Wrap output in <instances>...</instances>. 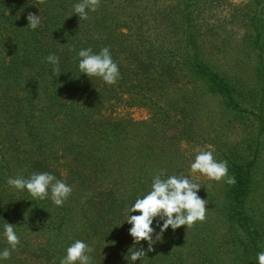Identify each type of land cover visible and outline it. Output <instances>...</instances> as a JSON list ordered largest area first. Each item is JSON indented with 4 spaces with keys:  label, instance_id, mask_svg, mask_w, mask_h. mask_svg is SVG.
I'll return each mask as SVG.
<instances>
[{
    "label": "trees",
    "instance_id": "trees-1",
    "mask_svg": "<svg viewBox=\"0 0 264 264\" xmlns=\"http://www.w3.org/2000/svg\"><path fill=\"white\" fill-rule=\"evenodd\" d=\"M217 1L100 0L97 11L80 20L73 12L80 0H46L41 12L35 0H0V252L9 247L4 224H15L20 238L0 264H59L77 239L94 248L92 264H129L127 209L150 190L159 170H165L162 178L186 174L172 156L180 142L160 143L155 121L177 123L184 136L207 96L220 98L253 130L247 135L254 138L228 150L236 183L226 184L220 197L202 186L198 195L215 214L207 209L190 234L186 226L169 227L136 264H258L264 212L252 204V193L264 146V0H247L234 12L253 52L255 83L249 87L207 56L199 23ZM29 12L41 16L35 30L27 27ZM103 47L119 67L114 85L79 71L78 51ZM50 54L60 58L59 74L46 61ZM135 107L149 118L123 113ZM39 172L72 187L62 206L50 198L33 201L7 184ZM216 221L221 239L205 229ZM141 243L147 250V241Z\"/></svg>",
    "mask_w": 264,
    "mask_h": 264
},
{
    "label": "clouds",
    "instance_id": "clouds-1",
    "mask_svg": "<svg viewBox=\"0 0 264 264\" xmlns=\"http://www.w3.org/2000/svg\"><path fill=\"white\" fill-rule=\"evenodd\" d=\"M45 2L46 0H35L34 4L41 12L39 5ZM99 6L100 0H80L73 6V12L80 20H86L89 11H97ZM26 18L27 27L31 30L37 29L41 23V16L36 13L29 12ZM78 57L79 71L90 79L98 77L106 84L114 85L120 78L119 67L108 47H103L99 53H93L91 48H81ZM46 61L53 65L54 74L60 73V58L57 55H48ZM181 147H184L183 143ZM195 152V159L190 163L187 175L180 173L162 178L165 170H159L152 178L150 190L142 197H138L127 209L125 222L131 225L128 232L133 238L132 247L124 257L129 264H136V261L142 260L149 252L154 251V244L162 240L169 227L173 231L181 226L189 229L197 222L202 223L206 220L207 203L198 195L202 185L195 182V174L199 173L208 180L223 181L228 185L236 183L235 175L229 174L228 162L217 161L213 150H203L197 146ZM7 184L16 190H26L33 201L50 198L56 206H62L73 191L71 186L48 172L32 173L27 179L23 176L9 178ZM137 212L138 215L132 214ZM154 222L159 227V232L153 227ZM14 225L8 222L3 226V235L9 247L0 252V260L9 259L20 244ZM142 241H147V250L143 247ZM93 251L92 246L77 239L67 247L66 255L60 259L59 264H92L90 253ZM256 260L258 264H264V251L256 254Z\"/></svg>",
    "mask_w": 264,
    "mask_h": 264
},
{
    "label": "rangeland",
    "instance_id": "rangeland-1",
    "mask_svg": "<svg viewBox=\"0 0 264 264\" xmlns=\"http://www.w3.org/2000/svg\"><path fill=\"white\" fill-rule=\"evenodd\" d=\"M246 2L247 0H218L213 8L207 12L209 13L208 17H204V21L202 24L200 22L199 25L205 39L206 53L211 62L223 64L232 76L237 77L242 84L244 83L249 87L255 83L252 70L254 65L253 52L246 47L244 42L245 28L241 25L238 13H234L236 8L243 9ZM180 97L181 94L176 91L174 99ZM202 101L204 105L200 107L197 105L195 111L193 110L195 113L193 114L192 129L188 130L189 132H186L184 136L178 134L177 126H174L177 123L169 124L171 121L164 123L161 117H157L154 124L160 132V143L173 140L180 142L179 153L172 156L176 155L182 162L180 167L183 168L186 175L189 173L190 163L195 159L197 146L203 150H213L214 158L217 161H227L230 156L228 150L231 146L247 138H254V136L247 135V132L250 133L253 130L247 129L241 118L231 114V110L226 108L220 98L207 96ZM181 103L183 106L184 101L182 99ZM186 106L189 110L188 104ZM177 108L181 109L180 107ZM126 112H129L136 119L149 118L148 111L143 108H129L123 111V113ZM182 143L183 148L181 147ZM254 177L252 204L259 206V212L260 210L264 212V146L255 165ZM195 182L201 183L209 191H214L216 197L222 196L226 189V183L223 181H211L199 173L195 174ZM207 209H209V214H215L212 208ZM205 229L207 232H215L217 236L214 237L221 239L223 228L219 221H216L214 226L210 225ZM187 232L190 234L192 231L189 228ZM45 240L46 238H43L44 242L40 243H45ZM115 263H117L116 259L110 262V264Z\"/></svg>",
    "mask_w": 264,
    "mask_h": 264
}]
</instances>
